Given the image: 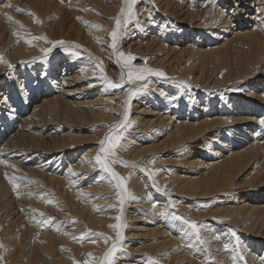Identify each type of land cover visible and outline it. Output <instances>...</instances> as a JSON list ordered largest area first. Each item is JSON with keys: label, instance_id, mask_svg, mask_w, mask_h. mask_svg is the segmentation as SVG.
I'll list each match as a JSON object with an SVG mask.
<instances>
[{"label": "bare ground", "instance_id": "bare-ground-1", "mask_svg": "<svg viewBox=\"0 0 264 264\" xmlns=\"http://www.w3.org/2000/svg\"><path fill=\"white\" fill-rule=\"evenodd\" d=\"M262 13L264 0H0V264H101L113 243V264H264ZM143 67L171 79L129 80ZM106 136L123 190L95 160Z\"/></svg>", "mask_w": 264, "mask_h": 264}, {"label": "snow or ice", "instance_id": "snow-or-ice-1", "mask_svg": "<svg viewBox=\"0 0 264 264\" xmlns=\"http://www.w3.org/2000/svg\"><path fill=\"white\" fill-rule=\"evenodd\" d=\"M136 2H137V0H130V3H132V4H134ZM17 11H23V9H19L18 8ZM129 14H131V8H129ZM225 14H227V10H225ZM262 14H264V13H262ZM148 19L149 20H154V18L151 15H149ZM120 26H121V21H120L119 18H117V20H116V27H117V29H119ZM150 26H152V25H150ZM156 26L159 27V25H156ZM117 34L118 33L115 30L111 32V39H112L111 47L112 48H116V44H117ZM51 43H54V45H57V44H63L64 42L63 41H57V42H51ZM51 51H52L51 48L42 49V52L45 53V55H47ZM124 55H125L124 53H122V52L120 53V56L121 57H123ZM36 59L43 60L44 59V56L38 57ZM128 59L129 60H132V59H135V57H132L129 54L128 55ZM21 63L27 65L30 62H28V61H22ZM98 67L100 68V72L103 74V72H104L103 67L100 66V65H98ZM9 68L10 69H13V68H15V66H13V65L10 64L9 65ZM132 71H135V72H138V73H148L150 75H153L155 77H160V78H168V77H166V74L164 72H162V71L154 70V69L147 68V67H143V68H137V69H134V70H130L129 73H128L129 80L132 79ZM42 76L44 78H46L47 77V73L46 72L45 73H42ZM103 79H104V81L106 82V84H107V86L109 88L116 89V88L122 87V85H120L118 83L112 82L107 76H103ZM137 79L143 80V79H145V77L143 75H140V76L137 77ZM168 79H171V78H168ZM180 86L181 87H184V82L183 81H181ZM142 87L144 88V91L145 92L148 90L147 85H143ZM17 88L20 89L21 91L24 90L23 85H20V84H17ZM140 94L141 93L139 92V90H137L135 92L130 93L129 96L131 98L132 96H136V95H140ZM169 99L170 100H175V99H177V97L173 96V97H170ZM9 100H10L9 96H0V103L8 104L9 103ZM8 114L10 116L14 115L15 114V109L14 108L11 109ZM125 120H127V113H125ZM260 123L262 125H264V118H262L260 120ZM122 127H127V124L122 125ZM119 139H120L119 136H117L115 138V140L111 136H106L104 139H102L99 142L100 143V150H99V153L96 155L95 160L100 165V168L103 169L104 171H106L107 173H109L110 176H111V178L116 181V188L123 190V188H124V179L117 172H115L109 166V164L107 162V157L112 153V149L116 146V144L119 141ZM121 163H125V162L124 161H121ZM156 190L157 191H162L158 187L156 188ZM120 202H121V204H123V195H121ZM174 218L175 219H180V217H174ZM116 219L117 220H120V217L117 216ZM47 222H48L47 220L43 221V223H45V224ZM184 223L185 224H188L189 227L194 232H196L197 234L199 233L200 229L197 226V222L185 220ZM111 227H114V228L119 229L121 227V225L120 224H116V225H112ZM229 231L233 235H236V230L230 229ZM197 238L199 239V236H197ZM116 240H117V243L120 242V233L119 232H117ZM117 251H123V249L122 248L121 249H117V244L116 243H113V245L111 246V248H109L108 252L105 254V258L101 262V264H113V260L111 258L114 256V254Z\"/></svg>", "mask_w": 264, "mask_h": 264}, {"label": "rangeland", "instance_id": "rangeland-1", "mask_svg": "<svg viewBox=\"0 0 264 264\" xmlns=\"http://www.w3.org/2000/svg\"><path fill=\"white\" fill-rule=\"evenodd\" d=\"M252 12H254L252 9L250 10H247V12H246V14H249V15H251V14H253ZM246 20H247V18H245Z\"/></svg>", "mask_w": 264, "mask_h": 264}]
</instances>
